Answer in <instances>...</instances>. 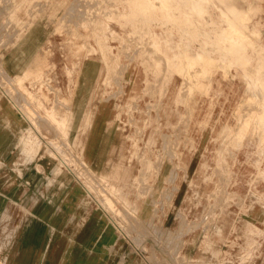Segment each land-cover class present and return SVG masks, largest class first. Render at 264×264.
I'll return each mask as SVG.
<instances>
[{
  "label": "rangeland",
  "instance_id": "obj_1",
  "mask_svg": "<svg viewBox=\"0 0 264 264\" xmlns=\"http://www.w3.org/2000/svg\"><path fill=\"white\" fill-rule=\"evenodd\" d=\"M183 2L175 0L178 5H189ZM238 2L242 7L258 6L249 19L250 49L256 54L264 48V0ZM124 7L126 11V0H0V183L6 179L18 182L16 172L22 175L20 167L26 166L23 180L42 185L41 190L29 192V198L58 201L61 215L76 216L75 230L101 237L90 242L92 248L103 249V264H264V245L261 256L251 253L250 243L258 236L254 238L248 226L252 221L264 227V196L257 193L260 182L250 179L251 174L257 175L250 167L251 159L264 157L260 143L264 125L253 123L255 130L245 135L244 144L248 137L253 139L246 156L245 146L235 147L232 132L223 130L224 123L235 127L238 114L245 117L255 108L247 104L248 97L263 100V90L259 95L257 89L264 73L255 83L236 65L227 73L219 67L211 74L215 80L212 88L191 96L190 88L198 85L194 73L199 68L171 72L168 59L162 56L172 49L185 51L188 39L182 30L159 21L147 23L142 17L128 22L116 17L117 29L103 36L106 14L121 13ZM209 7L202 20L205 33L212 29L209 20L221 15L216 4ZM105 39L110 40L109 59L103 58L100 46ZM62 41L74 42L86 55L71 87L64 68L72 58L62 51ZM189 44L217 56L213 44L202 37ZM52 53L59 70L57 84L40 75ZM20 78L24 87L32 89V96L17 85ZM85 81L86 92H81ZM97 81H106L105 92L92 98ZM8 84H15L13 94L7 90ZM18 90L22 105L13 98ZM40 92L46 94L56 113L72 115L68 133L45 115L36 116L35 121L30 118L34 107L42 111L37 104ZM175 96L180 97L177 102ZM92 103L97 109L106 108L105 126L119 135L101 167L94 163L95 153L91 151L89 156L81 144L82 136L87 135L82 134V124ZM172 105L177 110L173 117ZM212 106L221 122L215 116L205 126L203 117ZM74 113L78 115L75 119ZM75 120L80 131L73 125ZM33 132L38 148L28 141ZM110 156L115 159H108ZM192 179L196 184H191ZM57 183L72 184L71 191H58ZM48 184L52 187L46 189ZM89 201L98 207H90Z\"/></svg>",
  "mask_w": 264,
  "mask_h": 264
},
{
  "label": "bare ground",
  "instance_id": "obj_2",
  "mask_svg": "<svg viewBox=\"0 0 264 264\" xmlns=\"http://www.w3.org/2000/svg\"><path fill=\"white\" fill-rule=\"evenodd\" d=\"M176 1H178V0H176ZM182 1L186 2L187 5L188 4L189 5L188 6H185V4H184V6L183 5H178V4L175 3V0H126V6H127V10L126 11L124 10L125 7L123 8V10H122L121 13H114V12H108L107 13V12H104L103 11L104 14L107 13L106 14V19L104 21V24H102L103 25V36L106 33L112 32L117 27L118 24L116 22L117 21L116 20V17H119L118 18L119 21L121 20V21H124V22L125 21L128 22V21L133 20L135 18L142 17V19L145 22H147V23H154L156 21H159L160 24L171 25V28L178 29V30H182L185 33V35H186V37L188 39V43L185 46V51L182 53V52H180L178 50H173L172 49L171 51H168L166 54H164L162 56L165 57V59H168V61L170 63V67H171V72H176L177 71V72H181V73H186L187 71H189V69L191 67L199 68V70H196L195 73H194V74H197V78L198 79L195 82L198 85H194V86H192L190 88V95L191 96L193 94H195L196 92H199L201 94V93L207 92L210 88H212V83L215 80H214V77H212L211 74L214 73L216 71L215 69H217L219 67L224 68L225 73H227L228 71H230V68H232V67H234L236 65L240 69L241 73L245 77H248V79L250 80V82H255L256 83L257 79H259L260 76L264 73V48L260 49L256 54L255 53H252L250 47L252 46L253 40H252V38L249 37V27H250L249 19L254 14V11H256L258 9V6H255V7L254 6L242 7L240 5V3L238 2V0H182ZM180 3H181V0H180ZM210 4H216L219 7V10H220V14L221 15H220L219 19L212 18V19L209 20L210 21V24H212V29H211L210 32L205 33V32H202V28H203V24H204L202 22V20L204 18V15L207 14L208 11H210V7H209ZM94 13L91 12L92 15ZM89 15L90 14H88V16ZM90 17H91V15H90ZM93 17H94V15H93ZM89 23H91V22H89ZM75 24H77V23H75ZM78 24H79V22H78ZM137 24H139V23L137 22ZM88 25H90V24H88ZM73 28H75V26ZM99 29H100V25L98 27V31H99ZM63 30H66V29H63ZM98 37H99L98 40H100L101 39L100 36H98ZM198 37H202V38H204V40H206L208 42H211L213 44V46H214V49L213 50L216 51L217 56H213L208 51H204V50H201L200 51V50L192 49L191 46H190V44H189V42H190V40H192L194 38H198ZM105 40H103V44H100V46L103 47V58L104 59H109V58H112V55H111V52H110L111 48L109 47V44H107V41H110V40H107V39H105ZM47 41H48V39H47ZM54 41H55V39H54ZM57 41H58V38H57ZM94 42H96V39H95ZM61 48H62V51L68 57H71L72 58V59H67L68 61L66 62V66L64 68V71H65V73L67 75V79L69 81V86L71 87V85L74 83L73 81H74V77H75V72L78 71L81 68L80 66L82 65L83 59L86 57V55H85L84 50L81 49V48H79V47H77L76 44L74 42H72V41H70V42L69 41H67V42L66 41H62ZM106 48L108 50L109 49L110 50L108 51ZM146 49H148V47H146ZM47 52H48V50H47ZM18 55H16V57H18ZM157 55H156V57L158 58L159 55L158 56ZM162 56H160V57H162ZM54 60L55 59H54V54H53L49 58V65L47 66V68H45V69H43L41 71L40 75L49 77L53 82H55L57 84L59 82V80H60L59 79V70L56 67V62ZM34 62H36V61H34ZM20 63L21 62H18V63L15 64L16 68L20 67ZM28 64H30V63H28ZM164 67L166 68V66H164ZM83 70H82V72H83ZM88 71H89V73H91V71L89 69H88ZM117 71H120V70H117ZM163 71H165V70H163ZM192 72H194V71H191V73ZM3 74H4V72H3ZM10 79H11V77H10ZM22 79H23V77H22ZM192 82H194V81H192ZM258 82H260V81H258ZM186 83H187V81H185V84ZM1 84H2V82H1ZM86 84H87V81H85V83H83V84L80 85L81 92H86ZM191 84H193V83H191ZM14 85L13 84H8L7 85L8 86V89L7 90H9L12 94L17 90ZM17 85H19L20 87L21 86L24 87L25 84L22 85V81H21V78H20V80L17 82ZM106 85H107L106 81H104V83H103V81H102V83H99L98 82V84L96 85V89L93 90V96H92V98H95V96H97L100 93L101 90H104V92H105V86ZM258 85L260 86L259 87L260 89H257V90L258 91L259 90H263V92H264V81L261 80V82ZM117 86H118V84H117ZM24 88L26 89V90H24L25 92L29 93L31 96L33 95V92H32V89L31 88H28V87H24ZM143 89H144V87H143ZM19 92L20 91L18 90V92L15 93L17 95H14L15 96V97H13L14 99L18 96ZM71 93H73V92L71 91ZM258 94L260 95V91H259ZM81 95H82V93H81ZM0 98H1V94H0ZM17 98L19 99L20 97H17ZM21 98H23V97H21ZM179 98H180L179 96L178 97L175 96V100L174 101L177 102L179 100ZM19 101H20V99L18 100V102ZM70 101H69V103H70ZM25 102H26V100H25ZM19 103H21V101ZM61 103H63V102H61ZM22 104L23 103H21V105ZM28 104L29 103H27V105ZM37 104H38V107L42 111H39V109H37V108H36L37 109L36 110L35 107H34V110L33 111H29V114L28 115L30 116V118H32V120L35 121V117L36 116L38 117V116H41L42 115L44 117V115H45V116L49 117L52 121H55L57 124H59L60 127H64L66 133L69 132L68 129H67V127L68 128L70 127V122H71V119H72V115L70 117H68L67 115L61 116L60 114L56 113L53 110L51 104H49L46 101V94L43 93V92H40L37 95ZM247 104L248 105H251L253 107L255 106V108L253 110L252 109L250 110V109L247 108L250 111L247 113V115H245V117H243L242 114L236 113V115L238 114L237 115L238 125H236L235 127H231V125H229V123H227V124L224 123V128H223V130L224 129H227V130L230 131V133L232 132L231 133V135H232V141L234 142V146L235 147H240L242 145L245 146V152L243 153V156L245 154L246 155L250 154V150H251V147L253 145L252 144L253 143V139H251V137H248L246 139V143L244 144V138L246 137L245 135L248 134V133H250V132L252 133L255 130V127H253V123H257L259 125H264V98H263V100L261 102H256L255 100H252L251 98L248 97ZM14 105H15L16 108H18V109L20 108L19 105L16 102H15ZM2 107L4 109H9V108H6V106L4 104H2ZM21 109H22V107H21ZM208 109H209V112H207L206 115L203 117L204 125L205 126H208L209 123H210V121H211V119L213 117H215V116H217L218 117V121L221 122L220 116H218V114H216V112L215 113L212 112L213 109H214V107L212 106V107H210ZM247 109L245 108V110H247ZM7 111H9V110H7ZM176 112H177V110L172 105V107H171V115H172V117H173V115L176 114ZM146 115H149V114H146ZM76 117H78V115L76 113H74L73 119H75ZM106 117H107L106 108L103 107L102 109H97L95 103H92L91 108H90V111H88V115L85 117V120H86L85 121V124H82V134H84V133L87 134V135H83V136L81 135L82 136V141H81L82 147H83V149L86 150V152H87V154L89 156L91 155V151H93L95 153V154H93L95 156L94 157V163L98 167H101L102 166V163H103L102 159H103V157L105 155H107L113 149L114 146L112 145V143L114 141H116L117 139H119V137H118L119 135L117 134V132L113 131V129H111L108 126H105ZM39 119L40 120H44V122H48V121H45V118L42 119V118L39 117ZM46 120H48V119H46ZM44 122H39L38 121L39 124L40 123H44ZM44 124H42V125H44ZM48 125H49V123H48ZM73 125L75 127L77 126V129L79 131L81 130V125L79 123H77L76 120H75V123H73ZM50 128H51V126H50ZM53 128L54 127H52V129ZM57 128L59 129V127H57ZM60 132H61V130H60ZM75 135L77 137L80 134H79V132H76ZM228 135H230V134H228ZM170 137H171V135H170ZM127 138H128V136H127ZM35 139H36V135L33 132V134L30 136V138H29L28 141L30 143H34L36 145V148H38L39 147V143ZM62 139H63V137H62ZM260 139H261L260 140L261 141L260 142L261 143V150L264 152V136H261ZM168 141H169V139H168ZM60 142H62V141H60ZM176 143H177V141L175 142V144ZM35 145H34V147H35ZM58 145L56 144V146L59 148ZM165 145L166 144L164 143V146ZM164 148H166V147H164ZM156 151H157V149H156ZM171 152H172V150H171ZM168 154L170 155V153H168ZM151 167H153V166H151ZM250 167H252V168H254V169L257 170V175L251 174L250 179H251V181L259 180L258 182H260V186L258 188V191L259 192H257V193H259L260 195L264 196V157L262 155H258L256 159H254V160L251 159ZM146 173H148V172H146ZM137 176H139V175H137ZM191 182H192L191 184H196V180H194V179H192ZM142 183L143 182H141L140 184H142ZM184 200H187V197H185ZM122 214H123V211H122ZM248 226H249V231L251 232V234L254 235V238L258 236V240L257 241H253L252 240V242L250 243L252 245V248H253L252 251H251V253L253 255H259V256H261L263 254L261 250H262V247L264 245V227H260L258 224H255L252 221H248ZM219 229H220L219 234L220 235H223V233H222L223 232V228H220L219 227ZM222 260H224V259H222ZM0 264H2V263L0 262Z\"/></svg>",
  "mask_w": 264,
  "mask_h": 264
},
{
  "label": "crops",
  "instance_id": "obj_3",
  "mask_svg": "<svg viewBox=\"0 0 264 264\" xmlns=\"http://www.w3.org/2000/svg\"><path fill=\"white\" fill-rule=\"evenodd\" d=\"M108 159L115 157L110 156ZM20 169L23 174L16 172L18 182L11 183L6 179L7 181L0 183V262L103 264V249L92 248L90 242L101 237H97L94 232L75 230L76 216L61 215L62 205L58 201H45L32 196L29 198V192L41 190L42 185L28 184L27 179L23 180L27 174L26 166ZM56 186L58 191H71L72 188V184L67 186L57 183ZM51 187L48 184L46 189ZM81 202L87 207L84 200ZM88 204L90 207H98L90 201ZM61 225L67 227L63 228Z\"/></svg>",
  "mask_w": 264,
  "mask_h": 264
}]
</instances>
